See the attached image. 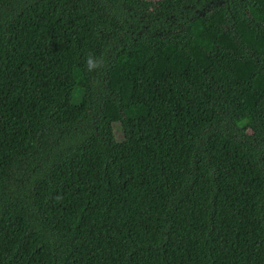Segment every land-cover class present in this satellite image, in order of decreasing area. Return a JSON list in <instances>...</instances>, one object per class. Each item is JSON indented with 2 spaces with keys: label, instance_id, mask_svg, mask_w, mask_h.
<instances>
[{
  "label": "trees",
  "instance_id": "1",
  "mask_svg": "<svg viewBox=\"0 0 264 264\" xmlns=\"http://www.w3.org/2000/svg\"><path fill=\"white\" fill-rule=\"evenodd\" d=\"M0 264H264V0H0Z\"/></svg>",
  "mask_w": 264,
  "mask_h": 264
},
{
  "label": "clouds",
  "instance_id": "2",
  "mask_svg": "<svg viewBox=\"0 0 264 264\" xmlns=\"http://www.w3.org/2000/svg\"><path fill=\"white\" fill-rule=\"evenodd\" d=\"M99 66V61L95 59L93 56H89L86 60V68L88 71H92Z\"/></svg>",
  "mask_w": 264,
  "mask_h": 264
}]
</instances>
